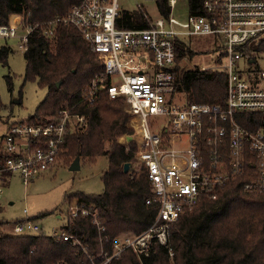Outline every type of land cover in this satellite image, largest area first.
Wrapping results in <instances>:
<instances>
[{"label":"built area","instance_id":"2783aa9c","mask_svg":"<svg viewBox=\"0 0 264 264\" xmlns=\"http://www.w3.org/2000/svg\"><path fill=\"white\" fill-rule=\"evenodd\" d=\"M118 1L75 0L61 17L24 23L20 14L12 13L7 23L0 25V38H17L23 51L35 30L53 37L60 24L74 27L103 65L83 95L93 100L103 88L110 98H123L128 107L127 133L119 142L126 150L134 145L135 164L145 170L152 191L145 203L156 207V214L140 232L112 238V252L103 251V261L93 264H109L127 248L146 255L154 241L165 245L171 223L192 208L202 192L211 191L215 198L216 187L242 173L246 147L255 153L257 169L256 177L243 184V199L247 203L264 200L258 197L264 192V131H251L235 119L238 111L264 112V87L257 84L264 80V69L246 79L238 68L241 57L250 58L242 51L245 45L264 34V0H204L207 13H187L184 21L172 16L176 0H166L167 15L160 13L152 19L143 12L149 19L144 28L116 25ZM204 34H213L223 51L220 63L200 65L201 69L225 70L222 103H187L172 95L175 40ZM71 117L84 120L82 115L71 116L64 109L42 122L9 124L0 139L9 154L0 168V180L6 169L27 184L48 169L55 162ZM2 188L0 183V200ZM71 211L72 216L89 214L97 223L96 214L77 203ZM11 229L13 233L42 231L30 219L14 222ZM49 235L79 243L56 228Z\"/></svg>","mask_w":264,"mask_h":264},{"label":"trees","instance_id":"16d2710c","mask_svg":"<svg viewBox=\"0 0 264 264\" xmlns=\"http://www.w3.org/2000/svg\"><path fill=\"white\" fill-rule=\"evenodd\" d=\"M75 0H0V25L12 13L20 14L24 23L43 22L64 16ZM204 0H187V13L206 14ZM159 12L169 13L166 0H159ZM149 19L141 11L137 15L119 13L116 25L123 28H144ZM192 37L175 40L173 96L190 102L222 103L226 96V72L220 68L201 69L195 64L184 68L181 62L192 60L197 53ZM214 41L218 39L213 37ZM219 43V42H218ZM264 50V36L242 49L254 59L253 51ZM9 47H0V61L7 58ZM25 79L37 80L47 87L45 97L33 114L21 122L38 123L68 110L71 116L82 115L79 122H67L63 142L55 161L69 165L75 157L95 162L107 160L102 171L100 193L73 191L65 196L68 206L75 202L96 214L97 223L89 214H67L62 226L72 239H57L43 232L8 233L3 227L9 221L0 219V264H93L103 260V251L112 252L111 239L123 233L145 229L156 214V207L145 203L152 191L144 169L136 161L134 145L126 150L118 141L126 131L130 113L123 98H110L102 88L89 100L83 90L99 74L103 65L89 44L70 25L60 24L53 37L35 30L23 51ZM220 50L215 63L222 61ZM1 107V103H0ZM235 119L251 131H264V112L242 111ZM17 121V120H16ZM15 121V122H16ZM1 139V136H0ZM9 154L1 146L0 168ZM130 162L123 172L124 162ZM256 155L245 148L243 171L222 186L200 194L198 202L185 209L171 223L165 245L154 241L148 254L130 248L112 258L109 264H264V200L247 203L243 184L256 177ZM3 170L0 183L9 176ZM264 199V192L258 194ZM2 206L0 205V210ZM24 220L16 218L11 223Z\"/></svg>","mask_w":264,"mask_h":264},{"label":"rangeland","instance_id":"374dc122","mask_svg":"<svg viewBox=\"0 0 264 264\" xmlns=\"http://www.w3.org/2000/svg\"><path fill=\"white\" fill-rule=\"evenodd\" d=\"M118 3L120 13L137 15L142 11L152 19L160 16L156 0H119ZM187 11V0H176L172 16L184 21ZM213 37V34L192 36L191 45L197 53L192 60L184 59L181 65L184 68H192L195 64L211 65L220 50ZM1 46L9 47V52L7 58L0 61V136L6 132L9 124L33 114L47 93V87L39 86L37 80L25 79L23 50L18 47L17 38H0ZM253 56V61H249L245 56L238 61V68L246 79L257 76L259 69H264V50L253 51ZM250 69L252 70L249 71ZM257 84L264 87V80H258ZM128 123L129 119L126 122V131ZM123 134L118 141L124 137ZM106 164L107 160L103 156L93 163L80 158L79 168L70 169L69 165L56 160L27 184L17 173H9L3 183L0 200V219L9 221L3 229L12 234L13 223L10 221L22 217L37 223L47 235L53 228L60 231L66 222L67 214L72 212L71 206L76 204L73 202L68 206L65 196L77 190L100 193L103 190L101 174ZM133 165L136 166L135 163Z\"/></svg>","mask_w":264,"mask_h":264},{"label":"water","instance_id":"95a60500","mask_svg":"<svg viewBox=\"0 0 264 264\" xmlns=\"http://www.w3.org/2000/svg\"><path fill=\"white\" fill-rule=\"evenodd\" d=\"M131 137L127 136V140H130ZM130 166V162L126 161L123 164V172H127ZM70 169H77L79 168V157H75L73 161L69 164Z\"/></svg>","mask_w":264,"mask_h":264},{"label":"crops","instance_id":"0c3cea01","mask_svg":"<svg viewBox=\"0 0 264 264\" xmlns=\"http://www.w3.org/2000/svg\"><path fill=\"white\" fill-rule=\"evenodd\" d=\"M249 61H253V58H249Z\"/></svg>","mask_w":264,"mask_h":264}]
</instances>
